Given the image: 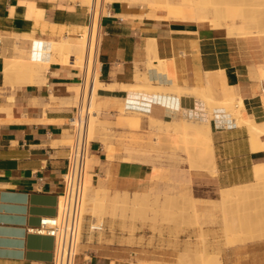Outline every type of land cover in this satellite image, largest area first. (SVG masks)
Here are the masks:
<instances>
[{
  "label": "crops",
  "instance_id": "obj_1",
  "mask_svg": "<svg viewBox=\"0 0 264 264\" xmlns=\"http://www.w3.org/2000/svg\"><path fill=\"white\" fill-rule=\"evenodd\" d=\"M179 3L183 1L112 0L101 17L100 30L98 24L100 81L105 87L99 89L95 103L105 116L100 115L92 143L86 141L90 154L83 166L90 175L88 189L108 198L105 214L109 216L104 217L100 229H93L96 225L90 228L93 216H87L84 226L82 218L73 264H128L135 253L150 258L175 252L167 246L171 240L167 233L136 236L134 221L114 216L113 204L120 199L131 201L136 195L137 200L152 191L173 194L171 190L179 187L181 178H189L174 165L162 173L170 180L152 179L157 166L133 160L137 155L133 151L119 154V149H127L125 136H119L114 144L112 126L139 129L142 114L148 118L150 130L156 132L174 130L154 125L152 119L207 122L210 144L204 140L200 146L201 140L188 135L198 141L200 162L209 163L213 173L191 170L193 186L225 190L264 179L256 175V167L264 164V147L254 149L252 144L253 123L264 125V81L259 71L264 67V35L229 36L210 22L197 21ZM90 15L87 6L71 0H0V264L53 263L55 238L34 229L43 217L58 214L74 137L72 103L77 99L75 89L82 85L83 70L65 58L52 61V42L67 40L77 45L83 38L82 27L91 22ZM28 54L51 62L34 77L20 70L6 76L5 58ZM68 58L77 64L75 54ZM129 85L165 91L123 87ZM198 90L204 94H192ZM206 95L216 102L242 97L253 122L250 119L241 125L216 106L211 114L213 107L207 104ZM158 148L151 145L150 151ZM206 199L222 201V196ZM60 206L63 210L64 198ZM140 236L143 244L135 249ZM201 250L219 253L223 264H264V239L213 252L202 248L195 253ZM143 262L156 261L131 264Z\"/></svg>",
  "mask_w": 264,
  "mask_h": 264
},
{
  "label": "rangeland",
  "instance_id": "obj_2",
  "mask_svg": "<svg viewBox=\"0 0 264 264\" xmlns=\"http://www.w3.org/2000/svg\"><path fill=\"white\" fill-rule=\"evenodd\" d=\"M71 1L85 5L90 10H92V6L95 5L93 0ZM111 1L112 0H105L103 7L96 6V16L99 15V12L101 15L106 14L107 3ZM146 1L150 0H145V2ZM178 1L185 2L186 0ZM206 1L203 7L209 11V22L212 26L215 20L219 18V15H216L212 10L219 7L223 9L229 5H235L241 13V18L237 23L245 26L244 36L238 35L242 37L264 35V0ZM242 21H244V23ZM214 28L222 29L223 31L226 29V34L229 32L228 22L225 20H221V26L219 28ZM237 33L238 31L231 36H237ZM67 61L74 63L75 66H79L80 69L83 70L84 75L85 70L83 68L85 67V61L82 63L78 57L77 64H75V61L71 58H68ZM45 66H47L46 62L41 61L40 69L36 74ZM97 66L98 72L100 73V65L97 64ZM259 71L260 77L264 81V67H260ZM81 93L80 89V92L77 94V99L72 103L75 106L78 105ZM96 97L97 95H95L93 110L98 112L101 117H104L105 115L103 113L101 114V112L96 109ZM235 103L239 105L237 100H235ZM239 108L240 106L237 107V109ZM108 117L115 119L117 115H108ZM234 117L237 118L241 125L250 123L247 117ZM140 119L142 121V127L136 130L117 128L114 126L109 128H114L115 130L113 132L111 131V133H113L114 144L118 141L119 136H125L126 147L129 150L121 148L119 149V154L128 155L129 151H133L137 154L133 160L147 161L157 166L152 178L156 181L165 179L170 180L164 177V175L162 176V173L168 172L169 168L174 165H177V169L185 175H183L184 177H188L189 180L184 181L183 178H181L182 181L177 185L179 187L171 190L173 194L160 192L158 190L152 191L147 195H142L137 200L135 199L137 197L134 196V200L127 201L126 199H120L113 204L115 209L114 216H118L124 221L127 219L134 221L136 236L142 234L163 236V234L167 233L171 238L167 246H169L172 251H175L171 255H168V257L153 255L150 258L143 257L139 252L128 261V264L138 260H153L159 264H221L222 260L219 253H208L205 250H201L197 253L195 252L202 248H206L208 251L213 252L219 251L222 247L233 246L232 238L230 236L228 237L225 230V224L229 221L230 215L233 213L252 214L254 211L259 213L264 209V179H260L254 184L245 185L244 191L236 196L222 197V201L206 199L208 197L220 198L221 190L208 191L206 187H199L198 189L193 186L190 180L189 172L191 170L201 171L206 169L213 173V169H209L206 164L203 165L200 162V156H198L199 145L196 140L199 138L195 137V139L190 135H185L183 137L182 134L174 131H152L147 126L148 118L146 115H140ZM152 127L154 126L152 125ZM203 142L204 141H202V143ZM254 143L255 138L252 133L253 146ZM151 145H158V150L150 151ZM151 154H153L152 157H150ZM181 154L184 156H181ZM122 158L124 159V156ZM165 166L168 168L164 169ZM256 175L258 178H264V168L261 169L257 166ZM85 194L84 203H86L84 208L85 212L83 213V226L89 215L93 216V220L89 223L90 228H92L93 225H102L104 217L109 216V214H105L106 207L109 205L108 198L104 195L102 196L99 191H94L92 189H87ZM94 196L98 198V201L94 200ZM139 238L138 241H135V249H139L143 244L142 236ZM184 250H188L195 254L183 252ZM79 251L80 244L78 253Z\"/></svg>",
  "mask_w": 264,
  "mask_h": 264
},
{
  "label": "bare ground",
  "instance_id": "obj_3",
  "mask_svg": "<svg viewBox=\"0 0 264 264\" xmlns=\"http://www.w3.org/2000/svg\"><path fill=\"white\" fill-rule=\"evenodd\" d=\"M75 1H77V0H75ZM89 1H92V0H89ZM93 1H94L95 5L92 6V10H91V12H92V16L90 15L91 16L90 17L91 22L89 25L82 27L83 38L80 40V42L77 45H71L67 40H63L61 42H52V51L54 54L59 55L60 58L59 57H58L59 59L56 58L54 56V54H52L53 58L51 57L52 61L53 60L54 61L55 60L56 61L57 60L62 61L63 58H65V60H66V59H68V57H70V55L75 54V55H77L79 60H81L82 63H84V61H85V67L83 68L85 70V73L83 75V84L81 86L77 87L75 89V92H76V97H77V94H78V92H80V89H81V92H82L81 95H84L85 98L86 97L88 98V110L90 111V114H89L88 125L86 128V141H90L95 137L96 124L100 119V115L98 112L93 110V104H94V100H95V95L98 94L99 89L105 87L104 83L100 81V73L98 72V66H97V64L100 65L99 60H98L99 41H100V31H98V24H99V30H100L102 15L99 12V15L96 16V6L97 7L98 6L103 7V5L105 4V0H93ZM150 1H152V0H150ZM206 2H207L206 0H186L185 2L179 3V4H180L181 8H184V9L188 8V10L191 11V13L194 15L196 20L200 21L202 23V22H209V11H208V9L203 7V5ZM208 2H209V0H208ZM166 3H168V2L166 1ZM167 6H168V4H167ZM212 11L216 15H219V18H217L215 20V23L213 25L214 27L219 28L221 26V20H225L228 22V31H229L228 35L230 34V36H231L232 34L236 33V31H238L237 36H239V35L244 36L245 26L240 24V23H237L238 20L241 18V13L239 12V9L235 5H232V6L229 5L228 7L223 8V9H221L220 7L215 8ZM242 22L244 23V21H242ZM225 31H226V29H225ZM25 36H26V34H25ZM43 44H44V42H43ZM46 48H47V45H46ZM84 52H85V54H84ZM47 55H49V54H47ZM50 55H51V53H50ZM83 56H84L85 60L83 59ZM5 59H6L5 60L6 61V66H5L6 76H7V73H9L10 71H13V70H20V71L25 72V73L27 72V73L31 74V76H33L36 74V72L39 71L41 61H45L47 65L51 62L50 61L48 63V61H46L43 58L33 59L30 54H28L27 56H23V55L11 56V57L7 56ZM137 76H139V75H137ZM136 81H137V79H136ZM31 82H32V80H31ZM108 86H109V88L111 87L109 84H108ZM123 87L127 88L128 90L135 89V90H140V91H145V92L146 91L147 92H157V91L162 92L163 91L159 87L158 88L152 87L150 85H143V86L142 85L141 86L140 85H135V86L129 85V86H123ZM123 87L120 89H123ZM113 88H115V87H113ZM177 89H178V87H177ZM171 90L173 91V89H168V91H171ZM180 90H178V91H180ZM164 91H165V89H164ZM164 91H163V93H164ZM194 91H195V89H194ZM184 92H186V91H184ZM166 93H167V90H166ZM173 93H174V91H173ZM199 93L204 94V91L200 90V92H199V90H198V93L194 92L192 94H196L198 96V95H200ZM202 97H204V95H202ZM206 97H207V95L205 96V98ZM206 100L208 102L207 104H210V109L213 107L212 110H210L211 114H213L212 111H213L214 107L216 106L215 108H223L227 112H229L232 116H236L239 118L247 117V118H249L248 121H250V119H251L252 120L251 122H253V119L248 116V114L245 110L243 98L238 96V95L233 96L231 98H226V99L219 101V102L214 101L212 99V97H207ZM235 100L238 101L239 105H236ZM239 106H240V108L237 109V107H239ZM151 121H154V125L156 123L157 126H162L163 129L164 128L167 130L173 129L174 131L183 134L182 135L183 137L185 135H188V134H193V136L196 138H199V140H201V141L205 140V144L211 143L210 124L207 122L206 123H204V122H193V121H189V120H182V121L179 120L180 122H178V121L171 122L170 120H169L170 122H166L164 120L165 122H163L161 120H154V119H152ZM252 131H253L252 132L253 136L255 138L254 149L263 148L264 142L262 141V137L264 136V125H259V124L253 123ZM199 143L201 146L202 142H199ZM197 144H198V141H197ZM210 148H212V147H210ZM212 150H213V148L211 149V151ZM198 156H199V154H198ZM208 164L209 163H207V165ZM210 165H213V164H210ZM210 167H212V166H210ZM258 167L263 169L264 164L260 165ZM88 176L90 177V175L86 172L85 167L83 166L82 182H81L80 191H79V201L80 202H79L77 239L79 238L80 229H81V221L83 218V213L85 212L84 211L85 203H86V202L84 203V200L86 197L85 191L88 189V185L90 183ZM245 187L246 186L244 185V186H237V187L230 188V189L227 188L225 190L223 189V190H221V193H222L221 196L222 197H224V196H231V197L236 196L237 194L242 193L244 191ZM94 197H95L94 200L98 201V198L96 196H94ZM136 197H137V195H136ZM138 198H139V196H138ZM65 202H66V200H65ZM225 230L228 234V237L230 236L232 238L233 245H238V244H242V243H246V242H250V241L264 239V209L261 210L259 213L257 211H254L252 214H247V213L240 214L239 212L231 214L229 221L225 224ZM147 263L148 264H159L158 262H143L140 264H147ZM221 264H223V263H221Z\"/></svg>",
  "mask_w": 264,
  "mask_h": 264
},
{
  "label": "built area",
  "instance_id": "obj_4",
  "mask_svg": "<svg viewBox=\"0 0 264 264\" xmlns=\"http://www.w3.org/2000/svg\"><path fill=\"white\" fill-rule=\"evenodd\" d=\"M74 109L70 120L74 137L69 147L66 172L63 175L64 191L60 197L58 214L43 217L40 220V225L34 229L39 234H49L55 238L56 245L52 264H73L75 256L78 255L75 252L78 246L79 191L84 159L90 154V145L86 146V128L90 114L88 98L81 95L78 105ZM91 143L92 141H90ZM62 198H64V202L66 199L63 210L60 206ZM101 227L100 225L93 229H100Z\"/></svg>",
  "mask_w": 264,
  "mask_h": 264
}]
</instances>
